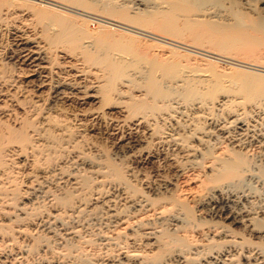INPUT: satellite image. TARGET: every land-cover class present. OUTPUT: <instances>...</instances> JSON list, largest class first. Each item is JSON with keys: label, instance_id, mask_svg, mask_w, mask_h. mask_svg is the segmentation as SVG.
<instances>
[{"label": "bare ground", "instance_id": "bare-ground-1", "mask_svg": "<svg viewBox=\"0 0 264 264\" xmlns=\"http://www.w3.org/2000/svg\"><path fill=\"white\" fill-rule=\"evenodd\" d=\"M39 2L51 4L48 7ZM70 4L90 10L95 8L102 10V15L107 14L110 20H117L116 22L140 31H144L145 28L171 37H180L186 32L192 40L198 42L205 40L221 52L239 47L245 49L256 47V41L261 36L256 37L255 34H260L264 38V0H0V46L6 40L8 44L6 49H9L4 52L5 55L2 53L0 55V264H26L27 255L32 249L27 247L29 248L27 250L26 246L25 248L20 246L24 244L20 241H26L36 231H47L54 236L59 228L61 230L63 229L61 227L66 226L64 216L71 218L78 216L82 211L80 207L83 204H75L76 194L80 189L86 191L92 189V174L75 175L70 170L73 157L69 154V145L65 144L68 150L65 156L61 157L64 151L61 155L58 153L61 140L57 136L65 134L63 139L74 137H71L70 124L66 122L71 116L70 118L65 116L68 114L67 111L74 108L67 110L64 107L76 105L81 108L91 103L97 104L100 108L109 107L114 103V95L126 97L125 100L118 101L122 106L117 112L121 114L122 119L116 125L115 131L127 126L130 129L132 127L131 130L137 133L134 138L129 136L122 143L124 153L147 160L153 155L158 156L159 148H169L175 153L173 156L179 159L180 164L176 169L179 172L197 166L201 168L207 160L210 164L206 175L203 174L206 181L211 183H207L209 186L207 193L212 197L219 195L218 200L208 195L206 203L208 206L211 205L213 209L211 216L213 219L216 218L214 224L218 226L213 230H210L211 228L201 230L200 236L206 243L197 244L179 235L180 231L187 232L190 228L201 227L203 223L197 222L193 210L185 202H177L171 195H165L160 191V196L150 198L136 186L137 184H132L125 168L115 161L109 158L101 163L97 161L95 166L90 167L91 172L97 175L95 178L98 180L97 183L101 186L104 183L112 184L116 191L121 192L122 200L130 203L133 209L131 211L126 210L127 207H123L125 210L111 209L112 197L104 199L103 202L99 199L103 193L97 192L96 188V197L91 199L95 202L102 201L110 209L106 212L107 215L105 214L106 224L110 225L108 228L128 223L129 219L135 218L139 212L148 211L147 208H154L153 206L162 202L168 203V206H162L156 213V223L140 221L141 217L136 222L132 220L136 223L134 227L136 226L138 231L142 229V232H136L135 236H139L137 239L131 238V243L141 244L143 248L156 247L159 252L156 251V254L147 258L148 255L142 254L141 250L139 252L137 247L133 255L124 252L121 259L125 261H118L117 264H193L197 257L201 260L199 264H264V228L259 225L264 218V209L259 212L251 208L240 209L235 198L227 194L225 196L227 187L242 183L248 174L249 162L244 155L246 152H243L247 149V142L257 139L264 147V129L261 130L263 127L256 132L253 130L254 126L249 124L254 117L264 121V62L260 63L261 60L256 61L257 59L256 62H253L254 60L241 62L244 67L251 68L250 70L229 67V79L236 86V91L242 93L241 95L238 92L243 100L240 98L241 101L239 99L236 102L228 98L230 102L226 104L221 99L218 100V94H221L220 91L223 89L219 82L223 75L220 71L219 73L214 71L217 69L213 68L211 62H207L212 66L211 69L209 68L211 66L207 67L211 72L209 76L203 79L201 77L198 79V76L197 79L190 78L186 76L187 73L183 75L184 71L189 69L181 68L187 66L185 65L187 61L183 63L184 67L180 60L182 56L172 51L171 59L160 62L152 60L153 63L148 64V69L143 70L144 67L143 71L138 69L139 72L130 74L125 71V63L124 65L122 62L118 63L108 54L92 52L89 47L79 42L81 41L78 36L80 34H77L79 28H76L77 24L74 25L69 20L71 19L68 17L69 14L65 12L75 11V6L72 7ZM51 6L61 7L63 11ZM224 10L233 14L237 25L242 26L244 18L248 16L250 20L247 19L249 23H246L249 25L245 24V21L244 24L246 27L250 26L251 34L252 29L254 30V35L250 34L245 25L244 28L248 29L246 33L245 29L240 30L242 27L236 25L240 31L231 29V26L229 32L225 31L226 28L224 30V25H221L223 28L219 27L220 24L215 21V25L211 22L210 24L209 20L203 24L202 20L194 19L195 16L191 18L199 14L200 16L219 14ZM194 11L197 14H193ZM248 33L250 35H247ZM108 36L106 34L101 36L98 45L124 50L133 48V39L122 41ZM260 40L264 43L263 39ZM262 42L258 44L262 45ZM1 59L5 63H2ZM5 64H11V68L6 69ZM191 68L189 71L194 69ZM47 102L49 107L40 108L41 104L47 105ZM17 109L20 113L16 111ZM73 111L70 114H74L75 118L77 117L75 114L81 117L99 114L97 111L90 113L86 108ZM215 111H220L221 114L215 115ZM59 113H65L61 118L66 120H59ZM145 135L148 140L150 139L148 144L154 146L147 151L139 147V141H142ZM219 148L220 152L216 154L215 150ZM165 181L158 186L164 192H168L171 183ZM23 186L25 188H22ZM37 191L46 195L45 202L48 205L46 208H52L51 212L45 213L47 215L42 214L43 218L33 217L38 207L31 208L34 213L28 212L26 206L28 204L23 202L24 199L28 200L30 196L37 195L34 194ZM91 204L88 201L85 206ZM113 205L115 206L114 203ZM45 206L43 209H46ZM38 211L42 210L37 209ZM31 217L34 218L31 219L32 222ZM27 219L30 221L26 222ZM166 220H170L171 223L164 227L162 222ZM235 226L241 233L235 230ZM242 233L245 235L240 237ZM64 235L66 236L63 239L70 240L75 236V230ZM18 236L23 239L18 241L21 244L16 248ZM52 236L38 235L36 239L34 238L35 244L40 243L42 246L46 242L47 244L44 243L46 246H43L48 249ZM129 236L131 234L128 233L127 237ZM141 238H144V241ZM115 239L118 240L120 237L108 235L100 240L109 242Z\"/></svg>", "mask_w": 264, "mask_h": 264}, {"label": "rangeland", "instance_id": "rangeland-1", "mask_svg": "<svg viewBox=\"0 0 264 264\" xmlns=\"http://www.w3.org/2000/svg\"><path fill=\"white\" fill-rule=\"evenodd\" d=\"M40 4L41 5L44 4L43 6L49 7L51 3L47 4L46 2H43ZM67 4L69 5V3H67ZM70 5L72 7L75 6L74 7L75 11H66L65 9L64 10L67 14H69L68 17H71V19L69 18V20L71 22H73L74 25L77 24L76 28L77 27L79 28V29H77V31H78L77 34L78 33L80 34V35H78L80 37L79 40H81L79 42L80 43L82 42L83 46L86 45L87 48L89 47L88 49L92 50V52L97 51V52H101L103 54H108L110 57H112V58L114 57V60L117 61L118 63L122 62L123 63V64L121 63L122 65H124V63H125V65H124V66H126V67H124V68H126L125 71L127 73L132 74L135 72L136 73L139 72L144 67L145 68L143 70L148 69V67H149L148 64H151L150 62L153 63V61H155V62L159 61L160 62V61H163L165 59H166L165 61H167V59H171V57H173V55L170 52L175 51L174 54L179 53L182 56L180 59L181 65H184L183 63L187 61L185 63V65H187V66L185 67V65H184L185 68H183L181 66V68L183 70H188V69L190 70L191 67H192L191 69H193V67H194V69L191 71L188 70V71H184L185 73L183 72L184 73L183 75H185L187 73V75H186L187 77L190 76V78L194 77V79H197V76H198V79H200V77H201V79H203V78H205V76H209V73L211 74V72L209 70L212 68V66L214 69H217L214 71H217L218 73L220 71V73L223 76L220 77L221 79L219 78L220 79L219 82H221L220 85H222L223 89H222V91H220L221 94H218V96H219L218 100L221 99V101L225 102L226 104H229L231 99H232V101L233 100L234 101L239 100L240 98L242 99V97L240 96V94L242 95V93L240 91H238L240 93L239 94L236 91L237 90L236 86L233 83H231V81L229 79L230 78V75H229L230 68H234L237 70H241V69L242 70H244V69L250 70L251 68L244 67L245 65L241 62H252L253 60H254L253 62H256L259 60H261L260 63L264 62V43L262 42V40H260V39L264 40V38L260 34H255V35H257L256 37L261 36V38L259 37L260 39L257 38L259 40H257V41H256V39L254 40V41H256V44H255L256 47H253L251 49L250 48L245 49V47L244 48L239 47V48H235L232 50L221 52L220 50H217V48L215 46H212L210 43H207V41H205V40H203L202 42L201 41L200 42L195 41L194 39L192 40L191 36L186 32H184L182 34V36H180V37H171L170 35L165 36V35L161 34L160 32L157 33L155 30H153V32H152V30H149V29L147 30L145 28L143 29L145 31L144 32L142 30L140 31L138 29H133L132 27H129V26L127 27V25H125L121 22H116L117 20H114V19L110 20L111 18H109V16L107 14L102 15V13H103L102 10H99V9L97 10L95 8L96 9V11H95V9L90 10V9L81 8L79 6L77 7L76 5H73V4H70ZM51 7H55L56 9L58 8L59 11H61V10L63 11V9L61 7H57V6H51ZM83 9H85V10H83ZM195 13L196 12L194 11L193 14H195ZM203 15L204 14H202L201 16H200V14L198 16L193 15V16H191V18H193L195 16L194 19L202 20L201 23H203V24L206 22V20H209V23L211 22L212 25H213V23H214V25L216 23L220 24V26L218 25L219 27H222L221 25H224V30L226 28L225 31H229V28L231 26H232L231 29H237L235 31H238V28H236V26L242 27V28H240V27L239 28H240V30L243 29V31H244V29H245L244 25L247 24L246 22H248L250 20V19H248V16H247L244 18L245 24L243 21L242 26L237 25L236 20H234L235 18H233L234 17L233 14L230 13V11H225V10H224V12L223 11L221 13L219 12V14L216 13V14H210V15L205 14L204 16ZM224 17H225V19H224ZM203 18H205V19H203ZM247 19H248V21H247ZM247 25H249V24H247ZM233 27H235V28H233ZM245 27H246V25H245ZM247 27L249 29L250 26H247ZM247 30L245 29L244 33L250 31V34H251V30L250 29L248 31ZM229 32H231V30ZM233 32H234V30H233ZM105 34H106V36L109 35L108 36L109 38L115 39V40L124 41L126 39H130V40L133 39V41H132V42H134L132 45L133 48H131V50H124V49H120V48L109 47L107 45H105V46H102L101 44L98 45L100 37L105 35ZM250 34L248 33L247 35H250ZM252 34L254 35L253 29H252ZM180 40H181V42H180ZM7 41H9V40H7ZM182 41H184V42L182 43ZM194 41H195V43H194ZM260 41L262 42V45L258 44V43H261ZM257 44H258V46H257ZM6 45H8V44L6 43V40H5V42H3V44H1V46H0V55H1V53H2V55H5L4 52L6 53V51L9 50V49H6V48H8V46H6ZM261 46H262V48H261ZM183 57H184V59H183ZM186 58H187V60H186ZM255 59H257V60L255 61ZM245 60H247V61H245ZM1 61H2V63H5L4 60L1 59ZM145 62L146 63L148 62L147 66L145 65L146 64ZM207 62H209V63L211 62L210 64L211 65L213 64V65L211 66ZM207 64H209V65H207ZM5 66L4 67L6 69L11 68V64H9V65L5 64ZM208 66H211V67H209L210 69L207 68ZM0 67H1V65H0ZM138 69H139V71H138ZM195 70H197V71H195ZM207 71H208V73H207ZM45 93H47V92L45 91ZM124 98H126V97L125 96L119 97L117 95H114V97H113L114 103H112V105H110L109 107L106 106V107L100 108V106H98L97 104H94V103L93 104L92 103L87 104L86 106H82L84 109L85 108L88 109L90 113L97 111L99 114H87L84 117L78 116L79 114H75V115H77L76 118L73 117L74 114H70V113H72L73 110L76 111L78 109H83V108L81 106H80L81 108H79V106H76V105L75 106H69V107L68 106L64 107V105H63V107L67 110H72L74 108L72 111L66 110L68 112V114L59 113L60 116H58L59 120H63V119L66 120L65 118H61V117H64L63 114H65V116H69V118L71 116L70 120H68L66 122L68 125L70 124L69 125L70 130L72 131V132L70 131L71 137H73V136L74 137L71 139L66 137L65 138L66 141H65V139H63V137H65V134L57 136V137H59L58 139L61 140V142L59 144L61 146V148H58V150H59L58 153L61 155L62 151H64V153L61 155V157H63V155L65 156V154H67L68 150L70 151L69 154L71 155V157H73V160H72L73 161V163H72L73 169L71 167L70 170H72V172L75 175H80V174H84V173L85 174L88 173V175L92 174L91 175V180H92L91 181L92 182L91 188L92 189H90V191H86L85 189L84 190L80 189V191L76 194L77 197L75 198L76 199L75 204H77V205L83 204L80 207V208H82V211L79 213L78 216H74L71 218L66 217V216L63 217L64 220L66 219V221H67L66 226H65L67 228L61 227V228H63L61 230L59 228L58 231L56 232V235H54V236L49 234L47 231L33 232L31 235L33 240H31V236L28 237L30 240L27 238L26 241H23V240L20 241L22 238L21 236H18L19 239L17 237V245L18 246H16V244H15L16 248L19 247V245L22 242H24V244L22 243V245H20V246H23L24 248L26 246L27 250H29V248H27V247H30V249H32V251L29 252V254L31 256L29 254L27 255L26 264H81V263H84V264H104V263L105 264H111V263L117 264L118 261H120V262L125 261L124 259H121V258L126 252H127L126 253L127 255H128V253H129V255L130 254L133 255L134 254L133 252H135L134 249L137 250V247H138L139 252L141 250L142 254L148 255L147 258H150V256H153L154 254H156L157 253L156 251L159 252V249L156 247L152 248V247L146 246L143 248L141 244H139L140 245L139 246L138 244L133 245L131 243L132 242L131 238L137 239V237L139 235L138 236H135V235H137V233L142 232L141 231L142 229H139V231H138L135 228L136 226L134 227V225L136 223H134L132 220H134L136 222L137 219L139 220L141 217L140 221H143V222H146V221L152 222L153 221L152 223H154L156 213L162 209V206H165V205L168 206L167 202L159 203L158 205L153 206L154 208H147L148 211L145 210L143 212H139V215H135V218L129 219V222L128 223L126 222L127 224L124 223V224H120V225L115 226V227L108 228V227H110V225L106 224V222H107V220H106L107 213L106 212L110 209L107 207V204H105V203L103 204L104 199L112 197L111 201H113L115 206L113 205L112 202H110V204L112 203L111 209L125 210V208L127 207L126 210H129V211L133 210L130 207V203H125L122 200V198H121L122 195H121L120 191H118V190L116 191L115 190L116 188H114L112 184L104 183L101 186L100 183H97L98 180L95 179L97 177V175L95 176V174L91 172L90 167L95 166L97 164L96 163L97 161H98V163H101V161L108 159V158L112 159L117 164H119L120 166L125 168L124 170L127 171V177H129L128 179L131 180L132 184H137L136 186L139 187L140 190H142L148 197L157 198V196H160L159 193L162 192L163 194L165 193V195H171V197L174 198L177 202H182V203L185 202L186 205L191 207V209L193 210V213L195 215V218L198 220L197 222H199V221L203 222L202 226L190 228V229H188L187 232L186 231L185 232L180 231L179 235H181L183 237L185 236L186 239L191 240L197 244H199L200 242L204 244L205 240L203 237L200 236L201 230H207L209 228H211L210 230H213L216 228V226H218V225L214 224L215 223L214 221L216 220V218L213 219L211 216V212L213 210L211 205L208 206L206 204L209 196L211 198H214L217 200L219 198V195L218 196L214 195L212 197L210 194L207 193V188L209 187L208 184H211V183L206 181L207 179H205L206 176H204V175H206L208 166L210 164L209 161L206 160L205 164L201 168H200V166H197V167L193 168L194 170L193 169H187L183 172H179L178 170H176L179 167L178 164H180L178 162L179 159L177 156L176 157L173 156L175 153L169 148L168 149H166V148L160 149L159 148L158 149L159 155L158 156L153 155L152 157H149L147 160H141L139 157H137L135 155L124 153V150L122 148V143L125 142V140L129 136H130V138H134L137 134V133H134L135 131L131 130L132 127L130 129L127 126H124L122 129L118 128V131H115V129L117 127L116 125L118 123H120L119 121L122 119L121 114H119V112H117L118 108H120L122 106L119 102L121 100L122 101L125 100ZM228 98L230 99V101ZM241 99H240V101H241ZM236 102H238V101H236ZM246 104H248V103H246ZM40 106H42L40 108L44 109V107L48 106V102H47V105L41 104ZM91 110H94V111L91 112ZM16 111L17 112L19 111V113H20V110L17 109ZM216 112H218V111H215V115L221 114L220 111L218 113H216ZM52 115H54V114H52ZM55 116H56V114H55ZM254 118L256 120L252 118L250 120V123H249L254 127L256 124V127H255V129L253 127V130L258 131V130H260L261 127H263V128H261V130H263L264 129V121H262L256 117H254ZM79 119H81V121ZM259 120L261 121L262 125L258 124V123H260V122H258ZM255 121H257V123L253 124V122H255ZM257 125L259 128L257 127ZM145 136H144V138H142V141L140 140L141 142L139 141V144H140L139 147L141 146V147L145 148V151H147L149 148H153L154 146L153 145L151 146V144H148L150 139L148 140L147 136L146 137ZM67 139H68V141H67ZM62 140L65 143H62L63 142ZM69 140H70V142H69ZM252 141H254V142H252ZM257 141H258L257 139H253V140H251V142L249 141L250 143L247 142V149L243 151L244 153L246 152L244 155H245L246 159L248 158L247 160L249 162V166H248L249 170L247 172L248 174H246L247 177L245 175V177L243 178L244 180L241 181L242 183L235 185L236 187L234 185L229 186L231 189L229 187H227L225 189V192H227V193H225V196L227 194V196L235 198L237 200L238 208H240V209H242V208L250 209L251 208L253 211L259 212V211L264 209V147H262L261 143H258ZM67 142H69V143H67ZM62 144H64V145H62ZM65 144L70 146L68 150L65 148L66 147ZM219 152H220V148L215 150L216 154H218ZM94 162H95V164H94ZM252 164L255 166H253ZM94 168H96V167H94ZM83 170H85V171H83ZM252 171L254 172V174ZM133 178H135V179H133ZM139 179L140 180L143 179V180L140 181ZM163 181H165V182L170 181L169 183H171V185H169L170 190L168 192H164L158 186ZM99 186L101 189L99 188ZM22 188H25V187L23 186ZM96 188H97V192L100 191L101 194L103 193L101 195L102 199L99 198L103 202L100 200L95 202L94 200L91 199V198L96 197V195H95L96 194ZM52 190H54V189L52 188ZM39 192L40 191H37V193H34L37 195H32V196H30V199L29 198H28V200L24 199V201H23V202H26V204H28V205H26V206H28L27 207L28 212L30 211V212L34 213L35 211L33 209H36L37 207H38L37 208L38 210L39 209L42 210V211H38L39 214H36V213H38L37 209H36V212L34 213V216H33L35 218L38 216H41V218H43V215L44 216L47 215L45 213H47L49 211L51 212V209H52V208H50V209L46 208L48 206V205H46V202H45L46 195H44L43 193H40V194H42V195H40ZM91 192H92V194H91ZM228 193H230V194H228ZM43 195H44V197H41ZM238 196H241V198ZM239 198H240V200H238ZM34 200H36V201H34ZM46 201H47V198H46ZM88 201H89V203H92V204L85 206V204ZM34 202H36V204ZM253 205H255V206H253ZM43 206H45L46 209H43L44 208ZM112 207H114V208H112ZM123 207H125V208H123ZM31 208H33V209H31ZM155 208H156V210H155ZM86 214H88V215H86ZM101 216H103V217H101ZM33 217H31L30 220L31 219L33 220L34 219ZM28 220L29 219H27L26 222ZM32 220L30 222H32ZM262 220L263 221H261V223L259 225L260 226L262 225V228H264L263 227L264 218ZM88 223H90V224L88 225ZM169 223H171L170 220H168V221L166 220V222L163 221L162 226H164V227L169 226L170 225ZM31 227H33V226H31ZM74 230H75V236L74 237H72L70 240L63 239L66 236V235H64L65 233H68V232L74 231ZM76 230H78V231H76ZM235 230H237L238 232L241 233V230L236 228V226H235ZM66 231H68V232H66ZM128 233L131 234V236L127 237ZM43 234L47 235V237L52 236L49 239V241H50L49 245L50 246H48L49 247L48 249L45 248V246H46L45 244H47L46 242H44L45 244L43 243L42 246H40L41 245L40 243H38L39 245L35 244L36 241L34 240V238L38 235L44 236ZM59 234L63 237H61ZM107 234L109 235V237H114L116 235V237H118V238L120 237V239L111 240L109 242H107V240L106 241L100 240V239H103L104 237H107L108 236ZM125 234H127V235H125ZM72 235H74V234H72ZM103 235H104V237H103ZM243 235H245V234L244 233L240 234V237H242ZM89 238L91 241L89 240ZM141 239L144 241V238H141ZM87 240H89V241H87ZM252 240L258 241V239H256V238H253ZM18 241H20L21 243ZM28 241H29V243H28ZM31 242H32V244H31ZM25 243H27L29 245H27ZM43 245H45V246H43ZM52 245H54V246H52ZM122 245H123V247H121ZM136 245H138V246H136ZM33 246H34V248H33ZM35 246H37L38 248ZM139 247H141L142 249ZM44 250H46V251H44ZM32 254H33V256H32ZM142 254H140V255H142ZM30 259H31V261H30ZM61 259H63V260H61ZM196 260L194 261L195 263H193V264H197V262L199 264L201 262L200 258H198V257L196 258ZM112 261H114V262H112ZM30 262H33V263H30Z\"/></svg>", "mask_w": 264, "mask_h": 264}]
</instances>
